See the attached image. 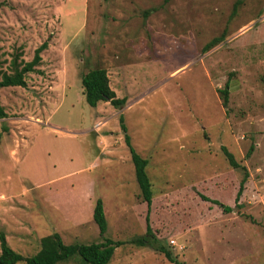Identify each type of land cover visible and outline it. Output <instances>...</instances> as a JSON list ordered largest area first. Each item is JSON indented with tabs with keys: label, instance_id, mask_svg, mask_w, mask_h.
<instances>
[{
	"label": "rangeland",
	"instance_id": "rangeland-1",
	"mask_svg": "<svg viewBox=\"0 0 264 264\" xmlns=\"http://www.w3.org/2000/svg\"><path fill=\"white\" fill-rule=\"evenodd\" d=\"M43 41L25 85L0 88V232L9 247L31 255L51 232L64 243L99 240L91 219L78 222L83 208L65 210L74 196L49 179L72 175L81 156L92 162L100 136L114 156L90 169L93 195L104 235L124 241L108 264H174L128 242L144 233L145 204L121 114L146 159L149 226L171 255L181 264H264V0H0V73ZM93 67L125 98L120 108L84 101L80 77ZM221 145L247 172L238 208L243 170L228 165Z\"/></svg>",
	"mask_w": 264,
	"mask_h": 264
},
{
	"label": "trees",
	"instance_id": "trees-1",
	"mask_svg": "<svg viewBox=\"0 0 264 264\" xmlns=\"http://www.w3.org/2000/svg\"><path fill=\"white\" fill-rule=\"evenodd\" d=\"M222 35L213 37L207 41L201 48V50L207 51L213 47ZM46 47V42L43 41L33 51V55L30 60L23 62L16 61L17 55L12 57L9 62V72L0 73V88L11 86H24V74L35 70V66L40 62V52ZM80 84L82 87V94L84 101L89 106H95L98 101H107L115 108H120L124 102V97H116L113 90L108 86V79L105 74V70L100 67H93L85 71L80 77ZM227 84L220 90L222 95V105H225L227 99ZM5 117V112L0 104V119ZM119 129L123 134V141L128 149L130 160L133 166L134 179L139 189V195L141 202L145 204L144 215V233L135 236L128 240L129 243L137 247H148L154 251L160 252L171 263L181 264L172 255L169 249H166L161 241L154 236L151 231L148 222V212L151 202V185L149 178L144 170L146 166V159L141 157L131 146L129 137L125 133L126 127L123 124L122 115H118ZM5 129L4 126L1 127ZM251 149V146L248 150ZM221 153L225 157L228 165L232 168H241L243 170L242 177L239 180L238 188L234 196V207L238 208V198L243 189L244 181L247 177L245 168L239 165L231 152H229L225 146H220ZM199 197L202 200H208L220 208L222 212L232 211V207L223 204L215 199H209L201 194ZM91 220L95 223L97 228L98 241L96 242H72L64 243L57 232H51L44 235L39 239L38 249L31 255H22L17 251H14L7 244L4 235L0 232V264H15L21 262V264H55L59 261L66 260L68 258L77 257L84 264H108L114 248L122 245L124 241L113 240L106 237V221L102 208V201L99 197L95 198L91 208Z\"/></svg>",
	"mask_w": 264,
	"mask_h": 264
},
{
	"label": "crops",
	"instance_id": "crops-1",
	"mask_svg": "<svg viewBox=\"0 0 264 264\" xmlns=\"http://www.w3.org/2000/svg\"><path fill=\"white\" fill-rule=\"evenodd\" d=\"M94 141H95L94 142L95 151L97 152L93 156L92 162L86 163L81 156L78 158L77 169L72 175L67 173L60 180H56L53 178L49 179V182L54 181L55 184H58L59 186H61L59 188L62 189L61 191L62 193L66 194L69 192L70 196L71 195L74 196V199L69 201V205H72V207L74 208H67V209L63 208V209L65 210L70 209V211L71 210L76 211L77 209L83 208V210H85L81 218H79L80 219L78 221L79 223H84L87 219H91L92 203L95 198H97L98 196H101L99 194L96 197L95 195H93L94 190L96 189V186L93 181L94 177L92 174H90V169L94 168L93 165L97 163L98 165L110 164V160L114 156L111 152L113 151L111 150L113 146L104 145L105 140L103 137L96 136V138L94 137ZM106 141L110 142V140L108 139ZM90 144H88L89 147H90ZM72 176H77L74 181H71L70 179L68 181L65 180V178H70ZM99 189L100 191L105 190L103 186H102V189L98 188V190ZM77 213H78V210L76 211V214ZM76 216H79V215H76Z\"/></svg>",
	"mask_w": 264,
	"mask_h": 264
}]
</instances>
